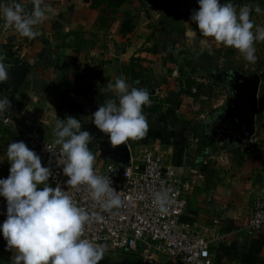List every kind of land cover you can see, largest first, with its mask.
<instances>
[{
  "label": "crops",
  "instance_id": "1",
  "mask_svg": "<svg viewBox=\"0 0 264 264\" xmlns=\"http://www.w3.org/2000/svg\"><path fill=\"white\" fill-rule=\"evenodd\" d=\"M91 1L42 0L54 12L36 27L39 35L35 39L15 30H0V58L9 66V79L0 82V100L8 97L12 113L11 126L0 123V179L9 176L8 145L26 144L28 125L38 124L51 142L57 118L75 117L86 131L91 106L99 108L113 96L103 89L122 76L130 88L154 91L150 101L158 109L147 113L144 106L148 132L128 141L130 156L140 158L154 146L164 164L175 169L187 201L180 224L212 241L210 259L214 263L264 264V228L253 236L244 231L252 201L264 198V68L246 61L236 49L204 37L190 19L195 10L192 0H101L102 5L95 8ZM106 1L114 5L107 6ZM0 2L11 4L12 0ZM22 3L25 9L33 6L32 0ZM248 3L264 15V0ZM171 15L180 19L179 25L166 21ZM74 32L92 39L88 46L93 47L76 52ZM254 47L256 57L264 54V42H255ZM23 62L27 72L15 89L11 73ZM235 73L259 77L251 137L258 142L250 149L238 143L239 136L232 134L225 119L230 87L215 79ZM65 82L71 83L72 90L64 87ZM92 140L95 144L89 149L98 170L112 161L102 156L100 141ZM237 214L238 221L233 218ZM6 217L0 208V226ZM218 236L222 239L216 241ZM6 249L0 232V264H12L14 253ZM155 257L156 264H181L161 254ZM136 258L131 252L105 251L99 264H134Z\"/></svg>",
  "mask_w": 264,
  "mask_h": 264
},
{
  "label": "clouds",
  "instance_id": "2",
  "mask_svg": "<svg viewBox=\"0 0 264 264\" xmlns=\"http://www.w3.org/2000/svg\"><path fill=\"white\" fill-rule=\"evenodd\" d=\"M199 10L193 11L190 19L199 32L225 47L236 49L244 59L255 63V42H264V27L251 19V5H241L220 0H198ZM29 12L21 2H0V14L4 27L14 28L22 37L35 39L42 24L54 9L42 5V0H32ZM255 29V31H253ZM9 79V66L0 58V82ZM113 93L106 98L89 119L95 127L108 136L115 148L130 140L143 138L148 132V122L143 114L144 106H150L146 88L131 87L121 76L103 89ZM11 107L8 97L0 100V113ZM81 120L68 116L58 119L53 130L54 144L45 145L47 151L59 146L63 160V175L68 177L67 188L84 186L90 199L104 212H113L122 206L119 193L111 186L109 177L96 174L95 155L88 145L92 135L82 131ZM10 163L9 176L0 179V196L7 201V218L0 232L7 242V249L14 255L12 264H99L105 246L84 238L86 226L99 222L103 217L79 206L68 190L59 184L55 188L47 183L52 176L49 167L42 166L41 158L23 142H11L7 147ZM40 185H43L40 188ZM169 195L156 193L154 204L161 212L167 211Z\"/></svg>",
  "mask_w": 264,
  "mask_h": 264
},
{
  "label": "built area",
  "instance_id": "3",
  "mask_svg": "<svg viewBox=\"0 0 264 264\" xmlns=\"http://www.w3.org/2000/svg\"><path fill=\"white\" fill-rule=\"evenodd\" d=\"M31 9H25L29 12ZM4 17L0 14V30L6 33L14 28L4 27ZM0 123L12 125V113H1ZM26 145L40 158L42 166L49 167L52 176L47 181L50 187L57 184L81 207L89 212H97L103 217L99 222L86 226L84 238L105 246V251L112 254L131 252L136 254L134 264H156V254L181 264H217L210 259L211 240L180 224V217L187 207L184 186L175 169L166 166L156 147L145 151L140 158H133L127 164L106 163L95 170L96 174L109 177L111 186L119 193L122 206L114 209L115 214L102 211L90 199L84 186L79 189L67 188L68 177L63 175V160L59 146L47 151L45 145L54 142L46 139L38 124H30L25 130ZM258 142L250 139L246 145L250 149ZM167 192L169 203L167 211L161 212L154 204L156 193ZM0 208L7 214V201L0 196ZM240 214L234 220H240ZM7 218V217H6ZM264 228V198H257L251 203V215L244 231L253 236ZM222 239L218 236L216 241Z\"/></svg>",
  "mask_w": 264,
  "mask_h": 264
},
{
  "label": "water",
  "instance_id": "4",
  "mask_svg": "<svg viewBox=\"0 0 264 264\" xmlns=\"http://www.w3.org/2000/svg\"><path fill=\"white\" fill-rule=\"evenodd\" d=\"M27 72L26 63H21L11 73V82L17 89L24 81ZM230 91L232 97L225 105V119L231 125L232 134H237L238 143L247 144L255 132V114L257 111L259 77L254 75H244L235 73L228 76ZM149 95L154 91L148 90ZM96 105L90 108V117L97 111ZM86 131L90 132L93 139L99 140L100 151L104 158L117 164H127L130 160V146L128 142L124 145L113 148L108 142V136L101 133L94 125L91 119L86 123Z\"/></svg>",
  "mask_w": 264,
  "mask_h": 264
},
{
  "label": "trees",
  "instance_id": "5",
  "mask_svg": "<svg viewBox=\"0 0 264 264\" xmlns=\"http://www.w3.org/2000/svg\"><path fill=\"white\" fill-rule=\"evenodd\" d=\"M105 3H106L107 6L114 5L113 2H110V1H106ZM192 4H193V8L195 10H198L199 9L198 0H192ZM100 5H102V1L101 0H92L91 1V7H93V8H95L97 6H100ZM72 36H73V39H74V42H75L74 43V48H75V51L76 52H81V51L87 50L88 47L89 48H92L93 47V44H90L88 46L89 41L91 43H93L92 39L85 38V35L83 33H81V32H74V33H72ZM92 37H95V36H92ZM103 48H104V45H101V49H103ZM186 84H187V86H189V84H191V82H189V79L186 80ZM70 85H71V83H68V82H65L64 83V87L68 88V90H72L71 87H70ZM95 97H98L97 92L95 94ZM101 100H103V98ZM146 107H147V110H145V111L147 113L155 112L158 109V106L156 104H152V103L150 104V106H145V108Z\"/></svg>",
  "mask_w": 264,
  "mask_h": 264
},
{
  "label": "rangeland",
  "instance_id": "6",
  "mask_svg": "<svg viewBox=\"0 0 264 264\" xmlns=\"http://www.w3.org/2000/svg\"><path fill=\"white\" fill-rule=\"evenodd\" d=\"M249 1H252V0H220V2L223 4V3H228V2H231V3H233V5L234 6H236L237 7V9L241 6V5H245V4H248L249 5ZM253 9H255V8H253ZM263 12H261V11H259V12H257V11H255V10H253L252 11V13H251V19L253 20V22H254V24L255 25H257V26H260V27H263L264 26V15L262 14ZM263 15V16H262ZM171 20H168V19H166V21H170V22H174V24L175 25H179V23H180V19L179 18H177V17H175V16H172L171 15V18H170ZM196 28H197V26H196ZM255 64H256V66L258 67V68H261V67H263L264 68V54H261V55H257V59H256V61H255ZM264 72V71H263ZM189 78V77H188ZM187 78V79H188ZM207 80H208V82L210 81L209 79H208V77L206 78ZM214 80V78L213 79H211V81H213ZM214 82V81H213ZM217 89V88H216ZM222 87L220 86L219 88H218V95L221 97V96H223L224 95V93H222L221 91H222ZM95 143H93V140H92V142L91 143H89V145H88V147H92L93 148V145H94ZM98 144H96V146H97ZM123 253H125V252H122V253H120V254H123ZM137 259V258H136Z\"/></svg>",
  "mask_w": 264,
  "mask_h": 264
},
{
  "label": "flooded vegetation",
  "instance_id": "7",
  "mask_svg": "<svg viewBox=\"0 0 264 264\" xmlns=\"http://www.w3.org/2000/svg\"><path fill=\"white\" fill-rule=\"evenodd\" d=\"M219 77V78H218ZM218 77L217 78H215L216 80H222L225 84H227V85H229L230 83H229V81H228V79H227V77L225 78L224 77V79H223V76H221V75H218ZM231 95H232V93H231Z\"/></svg>",
  "mask_w": 264,
  "mask_h": 264
}]
</instances>
